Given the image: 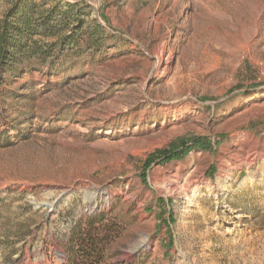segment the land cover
<instances>
[{
	"label": "rangeland",
	"instance_id": "374dc122",
	"mask_svg": "<svg viewBox=\"0 0 264 264\" xmlns=\"http://www.w3.org/2000/svg\"><path fill=\"white\" fill-rule=\"evenodd\" d=\"M36 3L56 35L0 80V264H77L91 222L105 264H264V0Z\"/></svg>",
	"mask_w": 264,
	"mask_h": 264
},
{
	"label": "trees",
	"instance_id": "16d2710c",
	"mask_svg": "<svg viewBox=\"0 0 264 264\" xmlns=\"http://www.w3.org/2000/svg\"><path fill=\"white\" fill-rule=\"evenodd\" d=\"M42 8L36 0H15L0 22V80H4V74L18 69L19 56L46 54L38 47L35 38L40 35L53 37L56 34L50 26L52 17L49 15L53 11H46V14ZM184 151L188 153L190 148ZM95 223L91 222L83 233H77L79 224L74 228L77 264H105V248L111 237L110 233L102 231ZM102 232L106 234L102 235Z\"/></svg>",
	"mask_w": 264,
	"mask_h": 264
},
{
	"label": "bare ground",
	"instance_id": "6f19581e",
	"mask_svg": "<svg viewBox=\"0 0 264 264\" xmlns=\"http://www.w3.org/2000/svg\"><path fill=\"white\" fill-rule=\"evenodd\" d=\"M166 53H167V49L164 46H159L157 48L156 57L158 58V61H157L156 69H155L156 73H159V74L161 73V71L163 70V65L165 66L166 69L168 68L166 64H164L165 59H166Z\"/></svg>",
	"mask_w": 264,
	"mask_h": 264
}]
</instances>
